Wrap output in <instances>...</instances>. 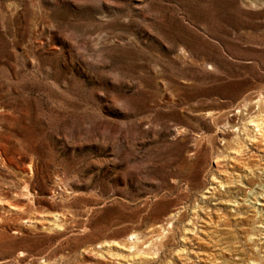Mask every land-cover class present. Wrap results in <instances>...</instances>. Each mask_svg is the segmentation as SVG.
Wrapping results in <instances>:
<instances>
[{
	"label": "rangeland",
	"instance_id": "1",
	"mask_svg": "<svg viewBox=\"0 0 264 264\" xmlns=\"http://www.w3.org/2000/svg\"><path fill=\"white\" fill-rule=\"evenodd\" d=\"M260 96L264 0H0V264H264Z\"/></svg>",
	"mask_w": 264,
	"mask_h": 264
},
{
	"label": "bare ground",
	"instance_id": "2",
	"mask_svg": "<svg viewBox=\"0 0 264 264\" xmlns=\"http://www.w3.org/2000/svg\"><path fill=\"white\" fill-rule=\"evenodd\" d=\"M256 105L260 108L261 106L264 105V99L262 96L259 97V99L255 102ZM250 106V104H247L245 105V109H247L248 107ZM264 113V112H263ZM258 114L256 116H250L248 119V121L244 124L245 127L246 126H249L251 127L252 129H250V132L252 133V136L250 137V139H255V137H257L258 135L260 136H264V114ZM243 128V132H246V130H248V128ZM228 128L227 126H225V129ZM229 128H232V127H229ZM233 132H236L237 130H234V129H231ZM249 136V135H248ZM234 138V141L237 139V137H233ZM264 192V191H263ZM261 193V196L262 198L264 197V193ZM259 206H263L264 207V203H259L257 204ZM261 212L264 211V209L260 210ZM180 214V211H177L176 213L174 214H171V216L169 217L170 219H175L176 216H178ZM174 220H170L168 223H169V228H171L172 226V223H173ZM29 222V221H27ZM57 222V221H56ZM134 237V238H133ZM128 238V237H127ZM140 236L137 235V233H133L131 235V238L129 237L126 241H130V248H136V245L139 244L141 241H140ZM160 240V239H159ZM151 244H153V242H151ZM106 245V244H105ZM104 245V246H105ZM104 246H100L98 248H103ZM21 257V255H20ZM255 262L257 261H254V260H251L250 261V264H255Z\"/></svg>",
	"mask_w": 264,
	"mask_h": 264
}]
</instances>
